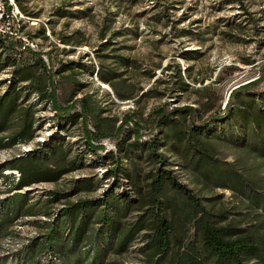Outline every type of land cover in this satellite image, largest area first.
<instances>
[{"label":"rangeland","instance_id":"rangeland-1","mask_svg":"<svg viewBox=\"0 0 264 264\" xmlns=\"http://www.w3.org/2000/svg\"><path fill=\"white\" fill-rule=\"evenodd\" d=\"M0 33L9 38L0 43V99L14 107L0 110V206L20 208L0 222V264H24L80 201L89 203L87 234L105 231L87 264H216L202 207L213 224L264 233V209L248 196L264 197L263 137L248 134L264 117V0H0ZM50 71L59 103L78 101L70 114L51 103ZM250 82L258 84L244 89ZM82 104L94 135H108L94 140L97 157ZM158 111L173 120L157 126ZM193 123L206 131L194 135ZM163 169L201 206L156 184ZM105 197L116 222L106 227ZM161 216L170 223L164 253L152 243ZM119 233L129 238L117 253ZM38 255L29 264H64Z\"/></svg>","mask_w":264,"mask_h":264},{"label":"trees","instance_id":"trees-1","mask_svg":"<svg viewBox=\"0 0 264 264\" xmlns=\"http://www.w3.org/2000/svg\"><path fill=\"white\" fill-rule=\"evenodd\" d=\"M6 39H9L7 36H3L2 33H0V43H4ZM12 45H17L18 43L11 42ZM25 48H28L25 46ZM46 66V65H45ZM50 75V99L53 107L57 110L58 113L62 114H70L71 111L76 107V104L78 101H75L71 103L68 106H62L59 103L58 97H57V86L56 82L53 79V73L52 71L49 72ZM253 82V81H252ZM250 82V83H252ZM258 84V82H254L252 84H245L243 85V88H252L254 85ZM241 89V90H244ZM238 90L233 91V94H236ZM5 98H1L0 101V110H6L9 111L12 110L11 108H5V103L3 101ZM81 101V100H80ZM83 101V100H82ZM81 101V102H82ZM232 102L229 100L227 103V109H231ZM82 118L85 124L86 129V146L90 148L94 152V154L99 156L98 150L102 149L103 146L101 144H96L94 140L101 141L102 138L107 137L108 135L105 134H98L94 135L91 129L88 127V106L85 104H82ZM227 112L225 113V115ZM6 115V114H5ZM154 118V122H156L157 126L164 127L169 123V121H172L173 118H168V116L164 113H161V111H158L154 113L152 116ZM224 117V116H223ZM263 121L260 122L261 124V130L259 132H253L250 131V133L255 134L258 136H262V142L264 144V117L260 118ZM131 122V118L129 116H126L123 120V123L119 126V131L122 132L127 124ZM258 124V123H257ZM192 130L194 131V135H200L204 131H206L205 125H200L197 123H193ZM249 130V126L246 127L244 131ZM246 133V135H248ZM252 134V136H253ZM154 139H159L158 137H154ZM152 142V141H151ZM150 150L154 151L156 146L154 144L149 145ZM264 152V149L262 150ZM159 157V161L162 163L165 159V156L161 153H156ZM206 158H211L212 155H210L207 152H203ZM162 174H158L157 177L154 179V182L157 184L168 182L173 187L179 189L186 195H188L190 198L194 199L197 203V205L201 204L197 200V197L193 194L192 189H190L186 184L180 182L177 177L170 171L163 169ZM25 178H23V182H25ZM116 199L119 200V202H127L128 205V199L126 195H116ZM249 199L252 201L253 204L258 206L259 208L264 209V197H260L257 192L255 194L251 195L249 194ZM106 207L103 209V214L101 218V223L108 225L109 223L113 222L116 223L114 220V215H111L110 213L106 212L107 209L110 210L109 206L111 205L109 199L106 197L103 198L102 202ZM88 201H80L77 203H73L66 207V209L63 210L62 214L65 216V219L63 217L60 218V220L55 218L54 222L51 223V226L44 234V239L38 241V244H40L38 247L37 245H32V252L33 256H36L39 252L38 258L41 259V256L47 257V259L54 263V259H59L64 262V264H87V262L92 258L91 256L94 255V259L97 261L98 257L102 253L101 245H98L99 239L102 238L103 233L105 232L103 227L99 229V233L94 237L87 232H89L90 229H88V226L90 223L92 224V221L90 219V212L88 208ZM13 202H5L3 201L0 206V222L2 224L4 223V220H7L9 223H11L13 220L10 218L11 214L17 213L19 214L20 208L18 206H13ZM126 206V207H127ZM4 207V208H3ZM4 209V212H1V210ZM203 209V216L206 219L203 225V240L206 247H208L214 254L215 257V263L216 264H247V261L252 260V258L257 257L264 260V233H262L259 229L255 228L252 229L250 227L248 228H233V227H227V226H221L217 224H213L211 220L208 218L209 211ZM81 212H87L84 215L83 221L80 223L79 226H77V221L80 217ZM3 220V221H2ZM87 228V232H86ZM120 234V233H119ZM153 240L152 243L154 244L156 250L160 251L161 253H164L168 250L170 245V223L166 220L165 217L161 216L159 219V225L156 228L155 234L152 235ZM129 236L126 238L124 235L120 234L118 237V243L115 245L116 249L115 251L117 253H120L126 248V244L128 242ZM82 243L81 245H79ZM120 245V246H119ZM30 249V246H29ZM33 256L30 257L27 261H25L24 264H29L30 262H33Z\"/></svg>","mask_w":264,"mask_h":264},{"label":"built area","instance_id":"built-area-1","mask_svg":"<svg viewBox=\"0 0 264 264\" xmlns=\"http://www.w3.org/2000/svg\"><path fill=\"white\" fill-rule=\"evenodd\" d=\"M14 174L18 177V179H20V173L18 171H14Z\"/></svg>","mask_w":264,"mask_h":264}]
</instances>
